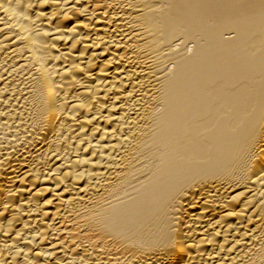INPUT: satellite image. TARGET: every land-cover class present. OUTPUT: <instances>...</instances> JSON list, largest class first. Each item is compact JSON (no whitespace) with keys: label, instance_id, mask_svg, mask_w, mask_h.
Masks as SVG:
<instances>
[{"label":"bare ground","instance_id":"bare-ground-1","mask_svg":"<svg viewBox=\"0 0 264 264\" xmlns=\"http://www.w3.org/2000/svg\"><path fill=\"white\" fill-rule=\"evenodd\" d=\"M0 264H264V0H0Z\"/></svg>","mask_w":264,"mask_h":264}]
</instances>
